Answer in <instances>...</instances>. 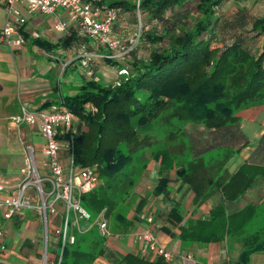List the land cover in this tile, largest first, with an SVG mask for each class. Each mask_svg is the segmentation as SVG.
<instances>
[{"label":"trees","instance_id":"trees-1","mask_svg":"<svg viewBox=\"0 0 264 264\" xmlns=\"http://www.w3.org/2000/svg\"><path fill=\"white\" fill-rule=\"evenodd\" d=\"M136 1H105L120 9L113 24L112 38L124 41L141 31L138 42L121 56L131 57V61L126 71L121 72L120 79L106 84L92 73L85 77L86 82L76 93H65L59 96L60 100L44 103L53 105L56 102L79 119L77 126L61 134L60 139L69 143L67 153L74 156L77 165H97L105 179L103 185L83 194L82 203L94 214L104 209L106 217L114 221L113 224L119 222L120 227L130 225L122 205L129 203L149 160L159 162L162 174L155 194L167 189L169 178L164 173L172 169L176 159L169 149L153 150L151 157L145 156L150 142L142 135L165 108L173 109L172 117L191 124L184 131L193 159L181 163L177 175L183 184L189 183L195 190L196 201L210 194L208 187L218 186L226 202H233L259 178L264 179V132L244 165L226 176L217 179L211 175L212 168L203 159V155L212 150L241 148L250 142L233 109L264 97V12L252 15L248 6L249 2L254 4L258 0H140L139 7ZM126 15L133 27L117 31ZM148 22L157 25L148 27ZM70 30L57 42L42 36L34 38V42L50 51L81 46L88 55L87 52L98 50L106 63L123 68L122 63L108 56L113 54L110 48L88 35ZM22 33L26 40L29 39L24 29ZM142 43L150 49L147 57L138 55ZM68 70L67 65L64 76ZM138 152L141 154L136 156ZM138 160L144 162L139 164ZM226 209L225 204L213 207L210 221L207 224L197 221L188 233L182 226V238L208 243L225 237H242L249 251L256 248L257 243L259 248H264V229L246 233L245 225L239 228L234 224L237 216H255L257 206L252 204L228 213ZM178 211L175 205L170 216L178 215ZM178 218L177 222L182 221V217ZM22 221L18 219L16 226ZM204 227L209 231L206 235H202ZM73 232L76 233L75 243H67L63 251L61 239H56L48 253L49 261L97 264V258L108 252L106 237L96 226L87 233H80L76 228ZM27 244L32 247L34 243L26 239L24 246ZM38 256L42 257V253ZM141 261L169 264L162 256Z\"/></svg>","mask_w":264,"mask_h":264},{"label":"crops","instance_id":"crops-1","mask_svg":"<svg viewBox=\"0 0 264 264\" xmlns=\"http://www.w3.org/2000/svg\"><path fill=\"white\" fill-rule=\"evenodd\" d=\"M22 8L28 18V23L24 30L25 33L28 34L29 39H27L22 46L17 48H11L0 40V42L4 43L6 48L0 46V62L3 64L8 63V65H11L12 62H18L20 64L19 67L21 66L24 71L27 63L32 67L35 62H42L43 58L47 57L51 59L52 57H56L50 50L34 42V38L31 36L30 32L32 30H38L41 33V30H43V33H41L42 38L50 42H57L64 36L63 34L60 35L56 41L50 39V36L54 33H62L55 29V23L64 13L60 11L58 14H53L54 17L52 21L47 22V14L28 12L23 6ZM72 49L73 48L65 50L60 47L56 49L55 52L61 51V53L65 55ZM40 68L39 71L37 69H32L30 73L25 74L21 71L22 74H18L19 78L25 79L21 83L22 90L20 98L21 100H25L26 103L32 104L33 107L36 105H43L46 101L52 100L46 97V95L50 93V91L46 89L51 85V81L46 76L47 71L50 69L49 63H42ZM0 74H2V71H0ZM3 79L12 81L15 79V75H11L10 77L5 76ZM0 89H2L0 92H3V87L1 85ZM59 95H61L60 92ZM22 104L23 103L20 105L22 106ZM54 106L60 107L57 104H53L50 108ZM35 130H37V132L39 131L38 128ZM263 132L264 128L260 136ZM62 141L65 143L67 142L65 140ZM255 146L256 145H254L251 151L242 158V161H246L250 157ZM65 150L68 152L66 148L61 149L63 152ZM209 154H214V151L209 152ZM206 156H208L207 153L203 155V158H206ZM174 163L172 169L164 173L169 178L167 189L161 193L155 194L154 189L159 179L162 177V174L159 171V162L157 160H150L147 169L140 177L137 189L135 188L134 190L136 192L134 197H137V199L133 205L134 207L127 213V220L130 222V225L122 227L118 225L115 227L113 221H110L105 213V218L108 221L112 235L109 237L105 236L108 254L106 253L99 256L96 263L144 264L141 260H154L156 258L155 256H144L142 254L141 249L143 242L137 238L141 230L151 227L156 232L160 242L174 254V258L168 261L169 264H197L199 262H207L208 264H264V248H259V244L257 243L256 248H252V250L249 251V248L245 247L242 242V237H225L220 241L202 243L199 241L184 240L181 235L182 226H184L186 233H188L197 221L207 224L210 221L211 209L217 205L225 204L228 213L242 210L248 205L253 204L257 206L258 215L260 208L264 204V179L259 178L252 187L233 202H226L224 194L218 186L208 187V192L210 194L204 197V199L196 201L195 190L189 183L183 184L177 175V170L180 168L181 163L179 161H175ZM236 163L238 162H235V165L230 167L229 173L238 169ZM224 168L217 167V170L212 169L211 175H214L217 179L221 178V176L224 175ZM227 174L228 171H226L225 176ZM175 205L179 207L178 215L171 217L170 213ZM103 210L93 215L90 220L80 219L78 222L79 228H77L76 225L73 226V228H76L80 233H87L94 226L98 228L96 224L97 218ZM75 217L76 215L74 214L73 219ZM178 217H182V221L180 220V222H177L176 220L179 219ZM237 217L244 216L240 215ZM253 217V223L256 219H264V217H260L259 215ZM55 220V217H52V221ZM260 220L254 223V225H257ZM36 221H38V219H24L19 226L14 224V227L9 232H4V236L0 237V245L5 243L8 247V251L5 254H2L0 251V264H42L38 254L42 251L44 243H42L43 245L40 247L37 241L38 237H42L43 235L39 233V227L36 231L32 232ZM261 228L257 226L256 230H260ZM202 232V235L209 233L206 227L203 228ZM26 239L34 243L32 247H29L28 244L24 246ZM170 245L175 247V249H171ZM126 255H128L127 258H125Z\"/></svg>","mask_w":264,"mask_h":264},{"label":"built area","instance_id":"built-area-1","mask_svg":"<svg viewBox=\"0 0 264 264\" xmlns=\"http://www.w3.org/2000/svg\"><path fill=\"white\" fill-rule=\"evenodd\" d=\"M106 0H3L1 2L7 11L6 22L0 31V40L11 48L22 46L26 38L22 30L28 23V18L22 6L28 12L42 14H58L63 11L55 23V29L66 33L73 26H79L81 34L88 35L113 51L108 56H122L128 52L140 39L141 31L134 32L128 39L112 38L113 24L119 7L109 6ZM140 6V0H137ZM33 38L41 36L38 30L30 32ZM11 122L18 127L25 124L31 129L38 128L45 142L37 147L35 144L26 146L27 157L22 167V180L12 193L1 195L7 187L0 180V209L1 217L6 220L15 215L26 212L29 208L38 210L45 223V246L43 247V264H55L49 261V225L52 231L62 241V251L67 243H75L76 233L69 232L70 226H77L80 219L90 220L92 212L82 203V196L94 190L100 181L97 165L79 166L73 155H69L70 164L64 166L60 151L69 150L68 142H63L60 135L73 129L76 116L67 108L52 107L49 110L31 109L22 105L18 113L11 116ZM35 202V203H34ZM61 211V212H60ZM76 215L70 218V213ZM49 215H60L59 224L49 219ZM96 224L100 232L109 237L112 231L105 218L103 210L97 218ZM0 228V237L4 236ZM137 238L143 242L144 256H162L167 261L174 258V254L163 245L153 228L141 230ZM5 243L0 245V251L5 254L8 249Z\"/></svg>","mask_w":264,"mask_h":264},{"label":"rangeland","instance_id":"rangeland-1","mask_svg":"<svg viewBox=\"0 0 264 264\" xmlns=\"http://www.w3.org/2000/svg\"><path fill=\"white\" fill-rule=\"evenodd\" d=\"M2 1L3 0H0V31L5 24L7 17V11L1 4ZM248 6H250L252 15H258L264 12V0H258L254 4H252V2H249ZM231 8V11L235 9L234 6H232ZM231 11L229 10V12ZM53 17V14H47V22H51ZM144 20L145 19L142 17V21ZM133 25L134 24L130 21V17L126 15L124 16V18H122L120 25L117 26V31L124 29L123 27H128L130 29L133 27ZM156 25V22H148V27ZM72 29L76 30L78 33L81 32L78 25L73 26ZM71 31L72 30L68 31V33H70ZM41 33H43V30H41ZM62 34L65 35V33H54L50 36V39L56 41V39ZM0 43V46L5 48L4 43ZM149 51V47L145 43H142L138 48V55L141 57H147ZM51 52L56 57H52L51 59L47 57L43 58L42 62H35L32 67L29 63H27L24 71L21 66L19 67L20 64L18 62H12L11 65H8V63L3 64L2 62H0V71H2V74H0V85L3 87V92H0V180H2L7 187L6 191L1 193V195L12 193L14 190H16L18 184L22 180L21 169L25 165V160L27 157L26 146L28 144H35L37 145V147H39L45 141L43 135L41 134V132H39V129V131L37 132V130H35L37 128L31 129L25 124L18 127L16 124L14 125L11 123V116L20 111L21 103H23L22 105H26L31 109L37 108L42 110H49L52 106L50 103H46L33 107L32 104L26 103L25 100H21V83L25 79L19 78L18 74H22L21 71L25 74L30 73L32 69H37L39 71L41 69L40 65H42V63H49L50 69L47 71L46 76L51 81V85L50 87H48V89H46L50 91V93L47 94L46 97L60 100L59 92L61 93V95L65 93H76L80 90L84 82H86L85 77L90 76V74L92 73H96V75L99 76L101 80L106 84L118 81L120 79L121 72L126 71L125 68L130 65L129 62L131 61V57H114L118 61V63H122L124 65L121 70L117 65L106 63L102 56V52L98 50H93L92 52L89 51L87 52V55L85 53V50L81 46H75L65 55H63L61 51L55 52L53 50ZM67 65L69 70L64 76V68ZM11 75H15V79H11L12 81L3 79V77H10ZM1 90L2 89H0V91ZM54 104L58 105V103L56 102ZM172 112L173 109L170 107L163 109L153 120L152 126L142 131V135L146 136L150 142L148 148L145 149V156L148 157L150 155L149 157H151V153L153 150L169 149V151L175 157L176 161H179L180 163L188 162L189 160L193 159V157L190 141L184 130L185 128H189L191 124L190 122L178 119L177 117H172ZM233 112L236 119L241 122L243 129L251 138V141L241 148L231 147L212 150L214 151V154H209L208 152V156H206V158H203L208 167L214 170H217V167H226L223 169L224 174L226 173V171H228V173L230 172L229 169L230 167L235 165V162H238L236 163L238 167L244 165L245 161H242V158L251 151L254 145H256L260 137V133L264 128V97L247 101L238 107H234ZM78 122L79 119L76 117L75 127L77 126ZM127 145L130 146V144ZM60 154L64 166L69 165L70 158L66 150L64 152L60 151ZM140 154L141 152H138L136 156ZM152 160L155 161V159ZM137 162L141 164L144 161L140 162V160H138ZM99 177L100 181L98 186H101L105 183V179L103 178V175H101L100 171ZM139 181L133 189V193L129 200V203H125L122 205L123 212L125 214H127L128 211L132 209V207H134L133 205L135 204L137 199V197H134L136 193L134 190L135 188L137 189ZM17 215L18 218L13 217L9 220L0 219V228H2L4 232H9L14 227V224L17 223L18 219H38V221H36L33 226L34 229L32 232L36 231V229H38L39 227V233L43 236L38 237L37 244L41 247V245H43L42 243H44L45 246V223L43 222L39 211L29 208L28 211ZM73 215L74 213L73 211H71V219L73 218ZM93 215L95 214L93 213ZM258 215L260 217H264V204L260 208V212ZM258 215L256 214L255 216L257 217ZM242 216L244 217H236L234 224H237L239 228L245 225L246 233L255 232L257 226H260V228L262 227V230L264 229V219H256L254 223H257L259 220L260 222L257 225H254V217L248 218L246 214ZM52 217H56L57 221L55 224H59L60 215H49V219H52ZM118 224L119 222L115 223L114 226L116 227L118 226ZM49 229L50 232L48 236V253H51L54 242L57 239V235L54 231L51 230L52 225H49ZM72 230L73 228L72 226H70L69 232L71 233ZM170 248L173 250L175 249V247H173L172 245H170ZM41 253L42 257H40L39 260L43 264V251H41Z\"/></svg>","mask_w":264,"mask_h":264}]
</instances>
